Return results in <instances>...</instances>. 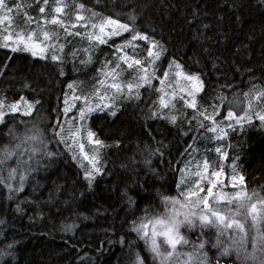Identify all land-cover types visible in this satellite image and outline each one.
Here are the masks:
<instances>
[{"label": "trees", "instance_id": "obj_1", "mask_svg": "<svg viewBox=\"0 0 264 264\" xmlns=\"http://www.w3.org/2000/svg\"><path fill=\"white\" fill-rule=\"evenodd\" d=\"M15 3L20 9L9 4L13 11L5 14L13 34L25 37L42 27L59 32V24L50 21L56 18L60 24L66 23L67 15L55 12L56 7L69 10L72 16L78 12L83 19L74 18L75 25L69 27L71 40L63 42L60 36L66 47L61 56L49 51L36 59L29 51L0 48V95L7 102L25 99L34 104L30 116L10 114L0 125V159L15 153L0 165L4 180L0 183V264H132L136 253L146 257L147 264H159V258L153 261L148 245L133 229L148 224L146 230L151 234L149 221L171 214L173 205L166 197L183 201L180 193L188 192L195 181L204 187L205 192L200 193L204 196L210 180L216 183L214 193L230 197L243 191L264 197V124L256 116L264 114V96L259 95L264 92L262 0ZM81 4L99 18L128 24L131 35L138 32L149 40H132L124 50L115 41L101 48L96 45L92 61H87L80 49L94 44L76 34L83 35L88 26ZM41 6L44 13L39 12ZM28 17L32 23L27 22ZM43 19L50 23L39 26ZM153 42L159 47L152 48ZM149 50L159 51V58L149 56ZM53 55L58 59L53 60ZM135 60L141 64L136 65ZM189 76L198 81L187 79ZM189 93L194 95L197 109L187 106L186 101L193 98ZM86 105L95 110L80 120L79 111ZM229 111L237 117L247 113L251 123L226 119ZM171 116L176 117L175 123ZM204 116H214L217 132L207 130L213 120ZM58 124L64 142L53 134ZM89 131L95 135L89 137ZM31 136L38 139H28ZM96 139L102 145L95 144ZM85 154L95 156L100 168L91 181L85 178V169L92 170ZM12 168L17 171L9 179ZM196 171L201 176L193 175ZM213 171L221 172L219 181L211 175ZM233 176H243V185L233 186ZM21 184L22 190L16 191ZM219 207L234 212L236 203L227 204L226 197ZM175 208L190 210L179 204ZM257 211L264 215V205L257 203ZM237 219L245 223L244 247L237 252L236 245L220 237L225 241L223 247L230 249L221 264H264L260 243L264 220L252 227L251 215ZM205 232L215 241L214 228ZM181 233L195 239L184 228ZM240 234L245 235L229 230L237 240ZM162 239L157 238L158 242ZM161 250L171 249L161 244ZM222 250L213 249L209 254L219 256ZM177 251L192 249L178 246ZM186 259L180 255L178 264Z\"/></svg>", "mask_w": 264, "mask_h": 264}, {"label": "snow or ice", "instance_id": "obj_2", "mask_svg": "<svg viewBox=\"0 0 264 264\" xmlns=\"http://www.w3.org/2000/svg\"><path fill=\"white\" fill-rule=\"evenodd\" d=\"M55 2V0H54ZM264 2V0H262ZM38 3H42L43 5L47 6L49 4V0H38ZM9 4H12L15 6L17 10L20 9L21 5L16 4L15 0H0V10H5L7 13H11L13 11V8L9 6ZM85 6L83 4L80 5V8L83 9ZM39 12L44 13L45 7L41 6L39 7ZM55 12L61 13L63 12L62 7H56ZM4 20H9V16L5 15L3 17ZM77 19H83V17L77 16ZM28 23H32V18H27ZM51 23L56 24L60 23V21L56 18H53ZM108 25L115 26V30L111 33V35H120L121 31L127 32L129 31V25L128 24H121L118 20H113L111 18H107L104 21ZM101 31H103V26H101ZM77 35L79 33H76ZM16 35L17 40L22 43L24 46L23 48L19 47H13L12 51L17 50H24V51H31V48L29 47L28 42L32 41L34 32L29 33L26 37L24 35H21L19 33H14ZM13 38L12 35H6L4 36V40L11 41ZM44 40L50 39L49 34L47 32L43 33ZM149 40V37L147 35H143L141 33H135L132 37V40ZM100 43H106L105 40L100 39ZM131 43V42H129ZM3 47H8V43H4L3 45H0ZM38 45H33V47ZM62 47V46H61ZM159 47L155 42L152 44V48ZM43 48H41V52H43ZM33 55H36L35 52H32ZM155 56L156 59L159 58L160 52L157 51L153 53L152 50H149V56ZM53 60H57L58 57L53 55L51 57ZM134 63L136 65H140V60H135ZM129 67H132V64L128 65ZM117 68H119V65H116ZM179 67V65H177ZM146 72V69H145ZM164 76H167V73H164ZM144 79V82H149L147 77H142ZM189 80H197L198 77H187ZM163 81H161L162 83ZM139 86V85H138ZM73 87L72 85H69V88ZM113 87L119 88L120 86L118 84H114ZM129 91L132 89V85L129 84L128 86ZM190 96H193L192 100L186 101V104L188 107L197 109V103L194 98V95L192 93H189ZM260 96H264V92L259 93ZM161 103L164 104L163 99L161 100ZM99 107V105L97 106ZM164 107H167V104H164ZM29 109H31V105L29 106ZM12 111L17 110L16 105L11 106ZM95 109L91 107H87L85 109H81L79 111V119L85 120L87 118V113H90L94 111ZM65 113L69 111L68 108H65ZM30 114V111L28 113ZM115 115V113H112ZM199 115H204L203 112H198ZM257 118L261 121L262 124H264V114L257 113ZM205 119H211L213 120V126L208 127L207 130L211 132H217V126L216 121L214 119V116H204ZM228 120H235L236 124H241L242 122L251 123V117L247 115V113L244 116L237 117L232 111H229L227 113V117H225ZM171 121L175 123L176 117L171 116ZM195 119V117H193ZM0 123H4V113L0 112ZM200 127L204 128L205 125L203 122L200 123ZM228 127H232V124H229ZM63 129L58 124L56 126V130L54 131L55 136L61 137V142H64V137L62 136ZM79 130H77L78 132ZM220 133H223L224 135H227L226 132H224L223 128L219 129ZM95 134L92 132H88V136L92 137ZM217 138H222L219 134L217 135ZM28 139L36 140L38 139L37 136H31ZM97 145H102V142L99 139H96L94 141ZM191 148V145H189ZM83 144L80 145L81 151H83ZM220 148H216V152H220ZM15 153L9 152L5 156L4 159H0V165L4 164L6 159L11 158ZM48 156H52L53 153L48 152ZM84 159H88L89 163L92 165V170L85 169V178L89 179L91 181L94 178L95 173L100 172V168L96 166V157L93 156L91 158L88 157L87 154L84 155ZM27 163V161H25ZM199 167V165H198ZM209 163L207 160L203 161V168L205 171L208 170ZM17 169L12 168L9 172V179H11L14 174L16 173ZM235 171V168H234ZM195 176H201L200 171H196L193 173ZM213 177H216V180L219 181V177L221 175L220 171H213L211 173ZM20 180L23 181L24 177L21 176ZM232 180L234 182L233 186H236V184L243 185L244 183V177L239 176L237 178L236 176L232 177ZM4 180L0 178V183H3ZM184 181L181 180V183ZM209 186L206 190V195L201 196V192H205L204 187H202L199 183V181L194 182V187L190 188L188 192H181L180 195L184 197V200L181 201L174 197H166V202H169L173 205V208L170 210L171 214L167 215L166 217H160V218H154V220L149 221L150 224H152L151 228V234H149V231L146 229L148 228V224L142 223L139 227L134 228L133 230L136 231L138 234H140V238L145 241V243L148 245V251L152 254L153 261H156L157 258H159V264H178L179 256L185 255L187 259L183 262V264H192V262H195V264H221V258L230 255V249L229 247H223L225 241L220 239V237H226L228 240L231 241L232 244L237 246V252L240 251L244 247L245 237L247 235V231L245 228V223L241 219H237V216H244L247 217L248 215H251V219L253 221L252 227H256L262 220H264V215H261L257 211V203H260L261 205H264V197H259V195L255 192H253L252 196H248L247 193L243 191H238L234 193L232 196H228L227 193H214L213 188L216 187V183L213 181H209ZM11 188V185H9ZM23 185H20V188L16 189V191L22 190ZM192 197H195V200L192 199ZM227 197V204H233L236 203V210L233 212L228 207L221 208L219 207L220 203L225 200ZM210 198L212 199V203H209ZM256 198V203H253L252 200ZM131 199V198H130ZM245 201H248L246 204ZM179 204L180 208H189L190 210L187 212H181L180 209L175 208V205ZM202 206V207H201ZM196 208L199 209V211H192L191 209ZM243 209L244 211L241 212L240 210ZM228 213H231V215H228ZM183 217L182 219L180 217ZM2 222V221H0ZM159 226V228L157 227ZM184 228L188 232H191L193 236H195V239L188 238L187 235L181 233V229ZM214 228L217 232V236L215 241L212 240L211 236H209L205 229H212ZM199 229V231H197ZM229 230H232L236 233H244L245 235L240 236L239 240H237L234 236L229 235ZM259 231V229H257ZM162 237V241L158 242L157 238ZM121 243H124L123 239L121 240ZM260 243L261 246L264 247V233H261L260 235ZM161 244H166L168 248L171 250L169 251H162L161 250ZM178 246H190L192 251H189L187 253H179L177 251ZM223 249L219 252V256H216L215 253H212L210 255L209 253L212 252L213 249H217L218 251L220 249ZM175 257V259H174ZM132 264H147V258L140 256L139 253H136L135 259L132 262Z\"/></svg>", "mask_w": 264, "mask_h": 264}, {"label": "rangeland", "instance_id": "obj_3", "mask_svg": "<svg viewBox=\"0 0 264 264\" xmlns=\"http://www.w3.org/2000/svg\"><path fill=\"white\" fill-rule=\"evenodd\" d=\"M70 11L66 10L63 8V12L60 14L62 15H67V22L60 24L56 23V25H62L63 27L61 28L59 25L58 27L61 29L58 31L55 30H48L44 27L34 31L33 39L32 41H29V47L31 48V51L29 52H35L36 55L32 56L34 58H44V56L49 52V51H58L59 55L61 56L63 52L65 51V44L63 43L64 41L71 40L72 33L69 27L71 28L73 25H75L74 18L77 16H80L78 12H76L72 16L69 14ZM81 13L86 16L87 18V24L88 26H85V33L81 35L80 33L77 35L79 37L84 36L85 42L89 44H94L92 47L91 45L84 46L80 50L85 52L87 61H92V58L94 56V47L97 45L99 48H101L102 44L108 43V41H115L116 43L114 44L115 46L119 47V50H124L127 46V44L132 41L133 35H131V27L129 26V31L123 32L121 31L120 35H111V33L115 30V26L113 25H108L104 21L106 19L99 18L98 15L95 12H91L88 10H85L84 8L81 9ZM5 10H0V45H3L4 43H8V47H3L0 46L2 49H6L9 51H12L13 47H20L24 46L22 43H20L17 40V37L13 34V29H12V23L11 20H4L3 17L5 16ZM16 19V16H15ZM53 19V18H52ZM50 22H44L43 19V24L39 25H47ZM101 26H103V31H101ZM47 32L49 34L50 39L44 40L43 38V33ZM6 35H12L13 38L11 41H5L4 36ZM60 36L63 37V42L60 41ZM100 39H103L106 41V43H100ZM84 42V41H83ZM38 45L33 47V45ZM131 45V44H129ZM128 45V46H129ZM62 46V47H61ZM41 48H43V52H41ZM12 52H25L24 50H17V51H12ZM27 53V52H25ZM16 105L17 110L12 111L11 106ZM31 105V109H29V106ZM34 110V104L30 101H27L25 99H22L17 102H7L6 98H4L2 95H0V112L4 113V119L6 116L10 114H21L24 116H30L31 113ZM30 111V114H25ZM2 123H0L1 125ZM209 203H212V199L210 198ZM202 207V206H201ZM240 236H242L240 234Z\"/></svg>", "mask_w": 264, "mask_h": 264}, {"label": "bare ground", "instance_id": "obj_4", "mask_svg": "<svg viewBox=\"0 0 264 264\" xmlns=\"http://www.w3.org/2000/svg\"><path fill=\"white\" fill-rule=\"evenodd\" d=\"M107 245V244H106ZM90 247V246H89ZM93 248V247H92Z\"/></svg>", "mask_w": 264, "mask_h": 264}]
</instances>
